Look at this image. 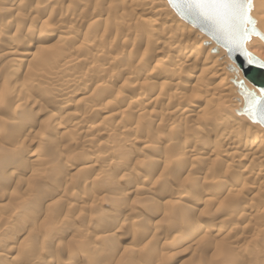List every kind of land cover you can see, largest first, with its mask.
<instances>
[{
	"label": "bare ground",
	"instance_id": "6f19581e",
	"mask_svg": "<svg viewBox=\"0 0 264 264\" xmlns=\"http://www.w3.org/2000/svg\"><path fill=\"white\" fill-rule=\"evenodd\" d=\"M47 2H49L50 5H59L60 7L65 4L64 7H67L66 11H68V15H65L66 22L57 20V22L51 24L49 20L40 21V18L35 14L36 11L33 10L38 9V6L33 3V1L0 0V9H4L17 20L21 22H27L29 24L28 27H25L23 30V27L21 26V28H19V25L18 27L14 28L13 24L10 22L5 23V26H0V78L3 75L4 80L2 83L0 82V111L4 113L0 116V167H4V161H8L9 164L12 163V165H17L19 169L21 168L25 174H29L30 184H28L29 182H26L28 184V187H26L27 192L29 194L30 192H33L35 188L40 187L44 181H46L44 178V173L48 166L50 167L51 172L55 171L52 178H50L51 176L49 177V175H46V178L48 177L51 180L48 183L50 187H55L58 179H64V182L71 183L75 178L76 173L72 171L71 162L69 160L70 158H68V156L71 154L70 151H75L78 149L77 142H75L74 147L71 146L73 143L72 141L75 140L73 138H69L71 135L75 136L77 133L81 134V136L84 138V141L82 140V143L80 144V152L87 154V151H89V144L86 140V137L99 134L101 131H103V133L112 132L115 133L118 139L130 138L128 146H126L122 152L123 154H133L131 148L134 147V145L139 144V142L142 143L144 147L151 149L153 147L156 148V144H161L162 146V144L171 143L170 139L162 137L160 133L159 135L161 136L156 138H153V136V140H143L144 138L137 137V135H139L138 130L140 128L129 129L128 124H126L124 120L125 116L130 113L132 114V112H134L135 115L137 113L142 119L143 117L146 118V121L147 119H150L151 116L153 118L155 116V118H159L158 120H161V123H159V125L161 124L160 127L167 129V131L170 133H174L176 131L179 136H181V134L186 132V129L187 131L188 128L194 129V131L189 134V137H191L190 139L192 140L183 142L181 146L179 145V147L176 148L170 147V154L172 158H174L176 161H179V163L183 161L186 162L185 164L188 163L187 171L192 172L193 174L194 172L199 174L198 171L203 169V164L209 166L205 172L210 176V180L208 179V175L205 173V177H199L197 179L204 183L213 184L215 186L217 185L218 187L220 186V183L223 185V182H225L226 185L224 186H228L229 188L227 187V189L229 190L240 187V193L237 189L238 196L234 195L235 197H233L231 193L229 196H232L236 205L239 204V206L242 207V212L239 214L237 219H240L239 217H241V220L245 221L244 223H247L245 225L246 227L244 228L247 232H249V234L255 230L260 234L261 231L264 233V220L256 222V216L258 219L259 215H264V130H261L258 125L253 124V126H241L242 123L239 125L238 123L234 122L235 120L219 117V114H216L218 109H215V106L218 107L216 104H220L221 102L230 103L232 101L234 104H236V102H238V104L243 102L244 104L243 97L238 93L240 88L236 85V83L241 80H243L245 87L248 90L255 92L257 96L260 95V92L250 82H248V80L245 79L243 72H240L242 76L241 77L238 71H230L228 69L230 62L233 63V65L231 64L233 67L237 66V64L236 62L230 60L227 54V49L216 45V43L212 41L206 34L200 32L182 20L169 6L167 0H165V2L169 6L168 8L174 12L179 20L185 22L195 31L191 30L188 26L183 25L182 22V24H179V21L173 16L172 11H169V9L166 8L165 4H163V7L167 9V12L165 15L160 16L162 13L159 14V12L156 10L157 7L154 8L152 6V1L150 0H47ZM251 4L252 7L250 16L254 20L255 28L264 36V0H251ZM97 7H100V9H97ZM25 8L28 9L26 10ZM125 17L126 19H124ZM38 23L44 26L45 29H48V32L46 30L42 33L37 32L35 24ZM101 24L105 25L104 32L107 31V29L111 30V28L114 30L113 35H110L113 37H110L111 39L108 38V45H110L112 42H115L116 44L118 40V42H124L127 47L129 46L132 47V49H135V54L129 53L127 54L126 58L122 57L121 59V56H123L122 54L126 53V49L122 48V46H125L124 43L122 46H119V48L117 47L118 50L114 54L106 52L104 50L107 45L105 42L107 40L106 37H104L101 32V34H98L100 36L96 34V31L98 30L97 27ZM24 34L25 38L22 37ZM26 36H32L35 38V40L33 41L32 38H29L28 40L26 39ZM2 40L6 41L3 42ZM259 40L261 39L258 36L252 35L245 43V50L248 54L253 55L264 63V41L261 40V42H263L261 43ZM66 41L72 42V46L69 49H66L65 47ZM203 42L205 47L201 46V43ZM102 43L105 45H102ZM101 46L105 47L101 48ZM113 46L115 45L113 44ZM139 46H141L143 49H141ZM107 48H109V46ZM214 49H216L215 52H213ZM209 51L211 54H209ZM100 62L101 64H99ZM120 62H122V64ZM113 65L118 66L113 67ZM81 68H85V72H81ZM226 68L228 69L229 73H232L227 74ZM86 70L87 73H89L91 70L95 73L107 75L109 78L107 79L100 77L97 81L98 83H102L98 84L96 82V86L94 87L102 88V90H105V88L108 87H116V96H119V99L120 97L121 99L124 97L123 100H121V102L123 101L120 103L121 106L117 105L118 107H116V103L114 102L113 106L110 105L113 108L101 107L102 104L106 105L105 103H107V100H103L106 99V96H102V98L99 99L96 98V103H94L93 106L91 105L92 107L90 109H97V114L101 119L100 121H102V123L100 122V126H93L92 123L88 122L90 111L85 112V109L83 112H75L74 110L76 105H78V102L80 104H84L86 101H89L87 99L88 97L84 95V88L86 89L88 85H85L83 89L80 88L85 84L86 76L90 74H87ZM228 80H230V82H228ZM0 81H2V79ZM88 82L89 86L92 84L94 85V83L90 84V81ZM126 89L130 91V94L129 96L127 95L125 97V95L123 96L122 94L124 93L123 90ZM183 91H190V96L187 98L184 97L186 94H183ZM235 91L236 93L234 94ZM77 96H79V98L75 104L73 99L77 98ZM52 99H54L55 102ZM124 103L126 104L123 105ZM88 106L86 103V107ZM82 107L83 109L86 108L85 106ZM114 107L116 110V122L111 127L112 130H108V127H105V120L107 119L108 121L113 119L114 116L112 115H114V113L111 114V111L114 110ZM242 107L244 108V105H242ZM243 108L238 110L241 111V113H238V111L237 113L245 115L248 118L246 114L242 113ZM35 110L37 111L36 114L34 113ZM71 110L74 111L71 112ZM43 113V118L38 116L42 115ZM138 116L136 115V117ZM249 120L253 123L259 124L257 121H252L251 119ZM176 121H181L182 124L176 125ZM260 126L263 127L262 125ZM47 131H51V133L60 137L56 138L53 144H50L49 142L48 146H46L49 155L47 154L48 156L45 159H40L41 148L44 149V143H48L49 141L46 140L44 134V132ZM77 136H79V134ZM89 142L91 143L92 141ZM32 146H35L34 150L29 151ZM211 148L214 149L213 151L210 150L212 152L210 154H212L215 158L214 160L211 159L212 155L209 154V156L207 154V151ZM167 150L169 152V149ZM89 154L90 152L86 156L87 160L83 163L88 165L89 170L95 171L97 165L96 160L93 158L94 154ZM171 156L169 157L171 158ZM116 157L118 158V156ZM113 159H115L113 154H107L101 159V163L104 165L109 163L111 160L113 161ZM41 162L43 163L41 164ZM122 162H118L120 164V168L125 169L127 165L126 163ZM215 165L216 167L223 166L221 169L224 168V172H222L220 167L218 168V171L215 170L217 169L214 168ZM177 166H182V164H177ZM61 169L63 174L59 173ZM219 170H221L222 173L215 175L217 176L216 178L220 177L219 180L217 179L215 181L212 179L211 175L214 171L219 172ZM15 171L17 172V170ZM37 171H40V173ZM101 176L104 178V175ZM26 177L27 176H25V178ZM146 177L147 176L144 175L143 172H137L134 179L131 177V179L134 180L133 183L131 182L132 188L127 190L128 192H126L124 196H136L140 193L139 190H144L145 194H147L146 191L150 193V187L144 189L138 186V181H144L147 179ZM22 178L23 177L11 171L10 173L6 172V174L0 172V201L2 198L5 196L7 197L8 195V198L10 201H12V203L18 201L19 199L23 204L26 202V200L30 197L28 193H26L28 196L25 198L13 193L15 188H17L16 186H18L17 183L22 181ZM26 180L28 181V178ZM90 180L91 176H89V178H84L83 184H91L90 186H93L92 182L95 181V178L92 179V182ZM112 180L113 179H109L111 182ZM47 181H49V179ZM104 181L106 182L107 180L105 179ZM9 184L12 185L14 190L8 193L9 190L6 191V187ZM111 188L112 191H114V187ZM43 189L44 190H42L40 193L41 196L39 205L43 204L44 207H49L52 204H48L49 202L46 200L45 202L43 201L45 196L48 194V188L44 187ZM219 190L217 192H219ZM64 195L68 196L67 194ZM166 196L168 197V194ZM181 196V193H175L174 191V195L169 196V198L163 196L164 198L153 203V209L155 214L159 216V219L162 216V210H164V212H166L165 210H169L173 213V217H179L181 228L188 227L190 225L189 221L192 219L193 214L195 215L198 211L197 208L200 204L199 202L206 203L207 205L210 203L215 204L214 201L216 200L208 197L207 194H204L200 196V198H195L196 201L193 200V202L187 203L185 201L182 202L183 199ZM77 199H79V202L81 203H87V201H89L86 205H82V209L91 207L98 208V206H100L99 204L101 203L100 198L90 194L79 195ZM116 200L117 199L114 197L111 201L112 203H115ZM229 200L226 199V201L219 202V207H226V204ZM20 203L21 202L19 201L18 204ZM56 206L54 205V207H52L55 208ZM229 207L222 210V215H224V218H226L225 216L232 218L238 214L239 210L236 213L234 210H232V207H230L231 209ZM126 208L127 210L123 209L122 213L129 214L130 211L132 212V210L127 206ZM35 209L37 212L39 208L36 207ZM115 211L117 212V210ZM109 214H103V219L108 220V218L111 217ZM118 214H121V212ZM124 216L126 217V215ZM214 216L216 217V215ZM10 218L3 220L4 225L1 224L2 227H5V224H10ZM64 221V217L54 221L51 224V228H53L52 231L54 232L55 230L59 229L58 227L63 225ZM32 225L34 228V224ZM216 226L210 225L211 228ZM119 227L122 228L120 225ZM63 228L64 227H62V229ZM203 228L202 231L199 230L200 233L197 232V234L195 232L196 235H191L192 237L186 236L187 233L185 234V237L182 236V238L185 239V242L183 241V243L187 245L186 250L191 249L194 252L196 247V250H198L199 246L200 248L203 247V249H206L207 246H210L211 241L213 242L214 240L215 242V240H217L218 231L220 230L215 231L211 228H205L203 230ZM26 230L24 228L21 229L20 232H26ZM115 232L117 231L115 230ZM26 233H28V231ZM57 233L58 232L56 231V234ZM105 233L99 237V240L104 242V244L106 241H109L111 237L108 233ZM111 234H113V232ZM231 234L232 233H230V235ZM230 235L225 236L230 237ZM91 236L92 235H90L88 232L83 233L79 238V241L82 244ZM152 236H156V232L155 234L153 233ZM254 237H256V235ZM248 238L247 241L249 240ZM233 239L235 238H232V240ZM244 239L245 236L240 234L236 237V241L234 242L240 243L244 241ZM231 241L229 243H231ZM216 244V246L214 244V253L222 254L223 250H225L224 248H230V245L226 247V243H224L223 240L218 241ZM85 246L86 245H84V247ZM2 247L3 249H6L4 252L0 253V264H6V262L3 261L2 256L4 254L10 253L13 250V247ZM240 247L241 246L239 245V248ZM152 248L153 247L150 249ZM212 249L214 250V248ZM231 249L233 250L234 248L231 247ZM157 250L152 251V253L150 252V256L148 255L149 257L147 256L146 259L149 258L151 262L156 261V263L159 261V264L176 263L174 260L175 258L173 260L169 259L171 257L165 261H161V259H159L157 256ZM83 251L86 250L84 249ZM124 251L125 250H123V252ZM30 253L33 254L32 259H27L26 261L23 259V261L15 260L14 263L39 264L38 261L44 260L46 258V256L41 257L43 252L42 254L38 252ZM112 253L113 258L110 259V255V260L115 259L116 261V259L123 258L124 253L121 254L120 250H116L115 252L112 251ZM213 254L208 258H213ZM194 255L196 256L197 254ZM238 255H240L241 259V253ZM102 256L103 255H100L101 258ZM224 256L227 255L224 254L222 257ZM85 257L87 256H85L83 252V254L81 253L77 260L82 262ZM103 258L104 260L106 259L104 256ZM218 258H221L220 255ZM215 259H217V257L215 258L214 256L213 260ZM147 261L148 260H144L146 263ZM219 261L222 262V260H218V262ZM144 262L143 264H145ZM182 263L184 264V261ZM123 264L131 263L127 261V263ZM147 264L152 263L148 262Z\"/></svg>",
	"mask_w": 264,
	"mask_h": 264
},
{
	"label": "rangeland",
	"instance_id": "374dc122",
	"mask_svg": "<svg viewBox=\"0 0 264 264\" xmlns=\"http://www.w3.org/2000/svg\"><path fill=\"white\" fill-rule=\"evenodd\" d=\"M10 1H14V0H10ZM21 1H33V3H35L38 6V9H33V10L36 11L35 14L40 18V21L49 20V22L51 24L57 22V20H59V21L61 20V22H66L65 15H68L67 14L68 11H66L67 7H64L65 4L62 7H60L59 5H57V6L50 5V3L47 2V0H21ZM150 1H152V6L154 8L157 7L156 10L159 12V14L162 13V15H160V16L165 15L167 12V9H169V11H172L170 8H168L169 6L165 2V0H150ZM163 4L166 5L167 9L165 7H163ZM25 9L27 10L28 8H25ZM97 9H100V7L99 8L97 7ZM172 13H173V16L179 21V24L183 23V25L188 26L185 22H183L182 20H179V18L174 14L173 11H172ZM124 19H126V17ZM8 22L12 23L14 28L18 27V25H19V28H21V26H22L23 27L22 30L25 27H28V25H29L27 22H21V21L17 20L14 16L12 17V15L7 13L4 9H0V26H3V25L5 26V23H8ZM35 26H36L37 32L42 33V32H45V30L48 32V29H45V27L42 26L40 23L35 24ZM104 26H105L104 24L99 25L97 27L98 30L96 31V34L98 35V34L102 33V35L104 37H106L107 40L105 42L108 45L109 39H111L113 37L110 35L111 34L113 35L114 30L112 28H111V30L107 29V31H105L106 32L105 33L104 32V28H105ZM189 28L191 30H194L192 27H189ZM98 36H100V35H98ZM22 37L25 38V34ZM29 38H32L33 41L35 40V38L32 36H26V39L29 40ZM198 38H196V39H198ZM6 40H2V41L4 42ZM105 42H103V43H105ZM119 42H120V44H119ZM119 42H118V40H117L116 44H115V42H112L115 46H113V44L111 43L110 45H108L109 48H107L108 46L106 45L107 50H106V48H104V50L106 52L114 54L118 50L119 46H122V44L124 43L121 41H119ZM259 42H261V40H259ZM103 43H102V45H105ZM138 43H139V41H138ZM261 43H263V42H261ZM71 44H72V42L66 41V44H65L66 49L67 48L69 49L72 46ZM124 45H125V43H124ZM141 45H143V44H141ZM201 46L205 47L204 42L201 43ZM102 47H105V46H101V48ZM139 47H141V46H139ZM122 48L126 49V51H125L126 53L122 54L123 56H121V59H122V57L126 58L127 54H129V53L135 54V49H132V47H129V46L127 47L125 45V46H122ZM141 49H143V48L141 47ZM209 54H211L210 51H209ZM120 63L122 64V62H120ZM99 64H101V62ZM231 64L233 65V63L230 62V65ZM141 65H140V67H141ZM114 66L116 67L118 65H113V67ZM144 66H145V64H144ZM84 69L81 68L80 69L81 72H85ZM86 73H87V70H86ZM89 73H87L89 75H87L85 78V81L87 82V84L85 82L83 87L81 86L80 88L83 89L85 85L89 86L88 81H90V84L94 83V85L92 84L93 87L91 85L89 87L87 86L88 89H87V87H86V89L84 88V95L86 97H88L87 99L89 100L88 102L86 101V103H87V106L88 105H90V106H88L89 107L88 108V107H86V103L80 104L78 102V105H76V108L74 110H75V112H83V111H85V109H86L85 112L90 111L88 122L92 123L93 126H100L102 121H100L101 119L99 118V116L97 114V109L96 110L90 109L93 106V104L96 103L95 100L102 98V96H106V99H103V100L104 101L107 100V103H105L106 105L102 104L101 107L113 108L111 106H113L114 102L116 103L115 104L116 107H118L117 105L121 106L120 103L123 102V101L121 102V100H123V98H124L123 96L124 95H125V97L127 95L129 96L130 91L127 89L123 90V92H124L122 94L123 96L121 95L123 98L121 99V97H120V99H119V96H116L117 95L116 87H110V88L108 87V88H105V90H102V88L94 87V86H96V82L98 83L97 80L100 77L109 79L107 75H104L102 73L101 74L95 73V72H92L91 70ZM226 73L230 74L232 72L229 73L228 69L226 68ZM98 75H102V76H98ZM239 75L241 76L240 72H239ZM1 79H2V81H0V82L2 83L4 81L3 75L0 78V80ZM228 82H230V80H228ZM101 83H98V84H101ZM189 93H190V91H183V94H186V95H184V97H186V98L189 97L190 96ZM235 93H236V91L234 92V94ZM103 94H105V95H103ZM78 98H79V96H77V98L73 99L75 104L77 103ZM52 100H54V99H52ZM118 101H119V103H118ZM54 102H55V100H54ZM89 102H91V103H89ZM231 102L230 103L221 102L220 104L217 103L216 105L218 107L215 106V109H218L216 114H219V117H222V118H227V119L230 118L229 120H235L234 122L238 123L239 125H241V123H242L241 126H253V124H254V125H258V127L261 130H264V128L261 127L259 124L251 122L245 115H241V114L237 113V111L239 109L243 108L242 107V105H244L243 102L241 104H238V102H236V104H234L232 102L233 103L232 104ZM125 104L126 103H124L123 105H125ZM82 106H85L86 108L83 109ZM36 110L34 112L35 114L37 112ZM74 110H71V112H73ZM111 112H112L111 114L114 113V115H112V116H114L113 119L108 120V121H107V119L105 120V122H106L105 127H108V130L109 129L112 130L111 127L116 122L115 107H114V110ZM1 114L3 115L4 113L2 111H0V116H1ZM132 114L130 113V114L126 115L124 120H125L126 124H128L129 129L130 128H133V129L134 128H136V129L140 128L138 130L139 135H137V137L144 138L143 140L146 139V141H149L152 139L153 136H154L153 138H156V137H159L162 135V137H166V139L167 138L170 139L171 143L170 144H162V146H161V144H158V145L156 144V148L153 147L151 149L148 147H144L143 144L139 142V144H136V145H134V147L131 148L133 154H125V153L123 154L122 150L125 149L126 146H128L130 138H119L118 139V137L115 135V133L106 132L107 133L106 134V133H103V131H101L99 134H95V135L86 137V140L89 144L88 145L89 151H87V152L88 153L90 152L89 155H91L92 153L94 154L93 158L96 160V165L97 166L99 165L98 167L96 166L95 171H92V170H89L88 165L83 163L84 161L87 160L86 156L88 155V153L83 154L82 152H80L81 151V149H80L81 145L80 144L82 143V140L84 141V138L81 136L80 133H77V135L79 134V136L73 134L75 136L71 135V137H69V138L75 139L74 141H72L73 143L71 144V146L74 147L75 142H77L78 143V146H77L78 149L75 151H70L71 154H70V156H68V158H70L69 160L71 162L72 171L76 173L75 178L72 180L71 183L70 182H64V179H58L56 184H55V187H53V186L50 187L48 183L51 181L50 178H52L53 173L55 171L51 172L50 167L48 166L49 168L47 167V169L44 173L45 177L43 176L46 179V181H44V183L40 187L35 188L33 190V192L29 191L30 194L27 192V188H26V187H28V184H30L29 174L28 175L25 174L24 171L21 168L19 169V167L17 165H15V164L12 165V163L9 164L8 161L7 162L4 161V167H2V168L0 167L1 173L6 174V172L10 173V171H11V172L16 173L17 175L23 177L22 181H19L17 183L18 186H16L17 188H15V190L11 185L14 183L13 182L6 187V191L9 190L8 191V193H9V192L14 190L13 193L19 195L20 197L22 196V198H25L26 196H28L26 194V193H28L30 197L26 200L27 204H26V202L23 204L20 199L16 202L12 203V201H10V199L8 198V195H7V197L5 196L4 198H2V200L0 201V204L2 205V206L0 205V222H1L0 225L1 224L4 225V221H3L4 219L11 217L9 219L10 224H5L6 225L5 227L4 226L2 227V225L0 226V228L2 227L0 229V245H2L4 247H6V246H9V247L12 246L13 247V250L10 253L4 254L2 256L3 261H5L6 264H9V263L15 264L14 263L15 260L20 261L23 259L24 261H26L27 259L28 260L32 259L33 254H31L30 252H38L41 254L43 252L41 257L46 256V258L44 260L38 261L39 264H95V262H96V264H115V263L116 264H123V263H127V261H129L131 264H135V263L136 264H143L144 260L145 261L148 260L147 263L150 262L152 264H154V263L159 264V261H158L159 259H161V261L162 260L165 261L169 257H171L169 259H172V260L175 258L174 259L176 261L175 264H183L182 263L183 261H184V264H193V262H194V264H219L221 261L218 262V260H222V262H221L222 264H231V263L232 264H262L263 263L264 264V246H263L264 245V233H262V231H261V234H260L255 230L254 232H250V234H249V232H247L246 229L244 228V227H246L245 225L247 223H244L245 221H242L241 217H239L240 219H237L239 214L242 212L241 211L242 207L239 206V204L236 205V203L233 201L232 196L235 197L234 195L238 194L237 189L239 190V193H240L241 188L237 187V188L229 190V189H227L228 186H226V187L224 186V185H226L225 182H223V185H222V183H220V186L217 187V185L215 186L213 184L204 183L200 180H197L199 177L200 178L205 177L204 176L205 174L208 175V173H206L205 171H207V167H209V166H207L206 164H203V166H202L203 169H200L198 171L199 174H196L195 172L193 174L192 172L187 171L188 170V163L185 164L186 162H184V161L179 163V161H176L174 158H172V156L170 154V147L176 148V147H179V145L181 146L183 144V142H187L188 140L189 141L192 140V139H190L191 137H189V134H191L194 131V129L188 128V131L186 129L187 133L184 132V134H181V136H179V134L176 131L174 132L175 133L174 134V133H170L169 131H167V129H163L162 127H160L161 124L159 125V123H161V120H158L159 118H155V116H154V118L151 116L152 118L150 117V119H147V121H146V118L143 117V119H142L141 117L138 116L137 113H136V115L138 117H136L134 112H132ZM38 116L43 118L44 113L42 115H38ZM134 124H135V126H134ZM175 124L180 125V124H182V122L176 121ZM213 131H214V129H213ZM159 133L161 135H159ZM44 134H45L46 140H49V141H48V143H46V142L44 143V145H43L44 149L41 148V151L42 150L43 151H42V153L40 151V154H41L40 159H42V158L45 159L49 155V153L47 152L48 150L46 149L47 148L46 146H48L49 142H50V144L51 143L53 144L55 142L56 138L60 137V136H57V135L51 133V131L50 132H48V131L44 132ZM110 134H111V136H110ZM172 134H174V135H172ZM174 136H176L177 138ZM185 137H186V139H185ZM89 141H92V142L90 143ZM34 148H35V146H32V148H30L29 151H33ZM157 149H158V152H157ZM167 149H169V152ZM210 150L213 151L214 149L213 148L209 149L207 151L208 155L210 153H212ZM95 153H96V155H95ZM107 154L108 155L113 154V157L115 159H113V161L111 160L107 164L102 165L101 159L104 156H106ZM210 155H212V154H210ZM97 156H99V157H97ZM116 156H118V158ZM169 156H171V158ZM211 159H213V160L215 159L213 155H212ZM122 160H123V162H122ZM118 162L119 163H121V162L126 163L127 167L125 169H121L120 164ZM5 163H8L9 166H8V164H5ZM42 163L43 162H41V164ZM175 163H176V165H175ZM177 164H180V165L182 164V166H177ZM114 165H115V167H114ZM219 167L221 169L223 166H217V167H216V165L214 166V168H217V169H215L217 171H218ZM15 170H17V172ZM221 170H222V172H224V168ZM221 170H219V172L216 171L217 173L214 171L212 175L210 174L212 176L213 180H215V181L217 179L219 180L220 177L216 178L217 176H215V175L222 173ZM37 172L40 173V171H37ZM137 172H143V174L147 176L146 177L147 179H145L144 181H141V182L138 181L139 182L138 186H140L144 189L150 187L151 192L149 193L148 191H146L147 194H145L144 190H139L140 193L137 194L136 196L132 195V196L125 197L124 194H126V192H128L127 190L132 188L131 185L134 182V180H132V179L135 178ZM59 173L63 174L62 169L60 170ZM46 175L47 176L49 175V177L50 176L51 177L46 178ZM101 175H104V178H102ZM106 175H107V177H106ZM25 176H27V177L25 178ZM89 176H91V180H90L91 182H92V179L95 178V181L92 182L93 186H90L91 184L90 185H88V184L84 185L83 184L84 183L83 179L87 178V177L89 178ZM96 177H97V179H96ZM108 177L110 180L113 179L112 182L109 181ZM131 177H132V179H131ZM27 178H28V181L26 180ZM101 178L104 180L106 179L107 181L105 182ZM209 178H210V176L208 175V179ZM48 179H49V181H47ZM26 182L27 183L29 182V183L27 184ZM94 183H95V185H94ZM213 186H214V188H213ZM44 187L48 188V190H47L48 194L45 196V198H47V199L44 198L43 201L45 202V200H46L47 202H49L48 204L51 203L52 205L50 204L51 206H49V207H46V206L44 207L43 204L39 205V200H40V196H41L40 193L42 190H44L43 189ZM111 187H114V191H112ZM1 188H2V185H1ZM40 188H41V190H40ZM102 188H103V190H102ZM109 189H111V190H109ZM211 189H212V191H211ZM217 189L218 190L220 189L219 192H217L218 191ZM174 191H175V193L176 192L181 193V195H182L181 197L183 199L182 202L185 201L187 203H190V202H193V200L196 201L195 198H200V196L207 194L208 197H210L212 199H216L214 201L215 204L210 203V204L206 205V203L199 202L200 204L198 203L199 205L197 208L198 211L196 212L195 215L193 214L194 217L192 216V219L189 221L190 225L188 224L189 225L188 227H182L183 228L182 229L180 227L179 217H176V216L173 217L172 212H170L169 210H165L166 212H168V213H166V212H164V210H162L161 211L162 216L159 219V216H157L155 214V211L153 209V206H154L153 203L155 201L160 200L164 197L169 198V196L174 195ZM234 192H236V193H234ZM230 193L232 194L231 197H229L231 195ZM64 194H67L68 196H66ZM86 194H88V195L90 194L92 196H96V197L100 198L101 199V201H100L101 203L99 204L100 206H98V208L97 207L96 208L91 207V208H86V209L83 208L82 209L81 208L82 205H86L89 201H87V203H81V202H79V199H77V198L79 197V195H86ZM167 194H168V197L166 196ZM114 197L118 201L116 200L115 203H112L111 200ZM230 198H232V199H230ZM226 199L227 200L230 199L228 201V203L226 204V207L225 206L219 207L218 203L221 201H226ZM19 201L21 202L20 204H18ZM6 203H8V204H6ZM216 203H217V206H216ZM34 205H35V208L36 207L39 208L37 212H36V209L34 208ZM54 205L55 206L57 205V206L55 208H53ZM126 206L132 210V212L130 211L131 214L129 213L130 216L128 213L127 214L122 213L123 209L127 210ZM229 206L232 207V210H234L236 213L239 210L238 214L232 218H230L228 216H225L226 218H224V215H222V212H223L222 210L224 208H228ZM113 207H115V208H113ZM34 209H35V212H34ZM115 210H117V212ZM109 212H110V214H109ZM120 212H121V214H118ZM103 214H109V215H111V217L108 218V220L103 219ZM153 214H154V216H157V217H154ZM168 214H171V215H168ZM124 215H126V217ZM165 215H167V216H165ZM214 215H216V217ZM254 215H255V213H254ZM170 216H172V217H170ZM54 217H55V219H54ZM63 217L65 219L64 224L61 225L60 227H58L60 230L57 229L54 231L55 232L54 233L52 231L53 228H51V224L54 221H57L58 219L63 218ZM259 218H260V220H259ZM263 218H264V215H259L258 219L256 216V222L264 220ZM49 219H50V221H49ZM49 223H50V226H49ZM32 224H34L35 229L33 228ZM119 225L122 226V228L119 227ZM210 225L211 226L217 225V226L214 228H211ZM218 225H219V227H218ZM149 226H150V228H149ZM62 227H64L63 228L64 230L62 229ZM20 228L21 229L25 228V230L27 229L26 232L28 231V233H26L24 231L20 232V230H21ZM202 228H203V230L205 228H211L212 230H215V231L220 230V231H218L217 240L218 241L223 240V242L226 243V247L230 245V248L229 247L224 248L225 250H223V252H222V254L224 253L227 256L222 257L224 254L222 255V254L213 252V251H215V246L217 245L216 243L218 242L217 240H215V242H214V240H213V242L211 241L210 246H207L206 249H203V247L200 248V246H199L198 250H196L197 249V247H196L194 252L191 249L186 250L187 245L185 243H183V241L185 242V239L182 238V236L185 237V234L187 233L186 236L192 237L191 235H194V234L196 235L197 232L200 233V231H202ZM115 230L117 232H115ZM56 231L58 232L57 234H56ZM154 231L156 232V236H152L153 233L155 234ZM245 231H246V233H245ZM86 232L90 233V235H92V236L90 238H88L87 240H85L81 244V242L79 241V238L81 237V235L83 233H86ZM110 232L111 233L113 232V234H111ZM104 233L105 234L108 233L111 236L110 240L106 241L107 243L105 242V244H104V242H101L99 240V237H101ZM230 233H232V234L230 235ZM251 233H253V234H251ZM240 234H243L245 236L244 241H242L240 243L234 242V241H236V237L239 236ZM225 235H230V237L225 236ZM255 235H256V237H254ZM231 236H232V238H235V239L232 240ZM226 237H228V238H226ZM246 237L247 238L250 237V238H248L249 239L248 241H247ZM149 240H150V243H149ZM227 240L228 241L232 240L233 242L231 241V243H229L230 241L228 242ZM114 243H116V244H114ZM167 244H169V245H167ZM214 244H215V246H214ZM84 245H86V246L84 247ZM182 245H184V246H182ZM239 245L241 246L240 248H239ZM2 246H0V249H1L0 253L4 252V250L6 249V248L3 249ZM151 247H153V248L150 249ZM208 247H209V249H208ZM231 247H233L234 249L232 250ZM245 247H247V248H245ZM88 248H89V250H88ZM212 248H214V250ZM236 248H237V250H236ZM84 249L86 251H83ZM157 249H159V250H157ZM201 249H203V250H201ZM116 250L117 251L120 250L121 254L124 253L122 259H116V261L118 260L117 262L115 261V259L110 260L113 258L112 257V254H113L112 251L115 252ZM123 250H125V251L123 252ZM155 250H157V256L159 258L157 260L158 261L157 263H156V261L151 262L149 260V258L146 259V257L148 255L150 256L152 251H155ZM244 250L246 253L244 252ZM233 251H234V253H233ZM83 252H84V255L87 257H85V259L82 262H79L77 259L81 255V253L83 254ZM126 252L128 253V255ZM191 252H192V254H191ZM239 252L242 255L241 259H240V255H238V254H240ZM211 253L212 254L214 253L213 255L215 256V258L217 257V259L213 260L214 256H213V258H208L209 256H212ZM158 254H160V255H158ZM167 254H169V255H167ZM194 254H197V255L195 256ZM95 255H97V256H95ZM100 255H103L106 259L104 260L103 256L101 258ZM110 255H111V258H110ZM164 255H165V257H164ZM219 255L221 257L220 259L218 258ZM206 258H208V259H206ZM188 259H191V260H188ZM108 260H109V262H108ZM119 260H120V262H119ZM216 260L218 263L216 262ZM223 260H225V261H223ZM236 260H237V262H236ZM233 261H234V263H233ZM144 263L147 264L146 262H144Z\"/></svg>",
	"mask_w": 264,
	"mask_h": 264
},
{
	"label": "snow or ice",
	"instance_id": "6c2138e0",
	"mask_svg": "<svg viewBox=\"0 0 264 264\" xmlns=\"http://www.w3.org/2000/svg\"><path fill=\"white\" fill-rule=\"evenodd\" d=\"M169 3L215 26L228 37V43L236 50L243 51L244 43L255 32V28L252 27L254 21L250 16L251 0H180L179 4H176V0H169ZM246 62L251 65L255 61L249 57ZM233 70L243 72L239 65ZM247 95L245 111L253 121L258 115L259 122L264 124V90H260L259 96L255 92H249Z\"/></svg>",
	"mask_w": 264,
	"mask_h": 264
},
{
	"label": "water",
	"instance_id": "95a60500",
	"mask_svg": "<svg viewBox=\"0 0 264 264\" xmlns=\"http://www.w3.org/2000/svg\"><path fill=\"white\" fill-rule=\"evenodd\" d=\"M169 6L175 11V13L186 23L189 25L193 26L200 32L206 34L212 41L216 43V45L221 46L225 49H227V54L230 58L231 61L236 62L237 65L241 66L243 69L244 77L248 82H250L258 91L264 90V63L260 61L258 58L254 57L251 54H248L245 50V42L243 45V51L236 50L233 46H231L228 43V37L219 31L215 26L210 24L209 22H206L199 16L189 13L185 9H178L174 4H170L169 0H167ZM180 0H176V4H179ZM252 7V4H251ZM253 20V19H252ZM254 21V20H253ZM252 27L255 28V23L252 25ZM258 36L262 41H264V36L255 28V32L251 34ZM250 36V37H251ZM250 39V38H249ZM248 39V40H249ZM216 49L213 50L215 52ZM251 57L255 62L252 63L251 65L248 64L246 61L247 59ZM239 60V61H238ZM258 62V63H256ZM228 69L230 71H234V67L232 65H229ZM236 85L240 88L238 93L243 97L244 100V108L242 113L246 114L249 119H252V117L248 114L247 111H245L247 107V99H248V93L253 92L251 90H248L245 85L243 80L239 81L236 83ZM238 113H241V111H238ZM255 121H257L260 125L264 127V124H261L260 117L257 115Z\"/></svg>",
	"mask_w": 264,
	"mask_h": 264
}]
</instances>
